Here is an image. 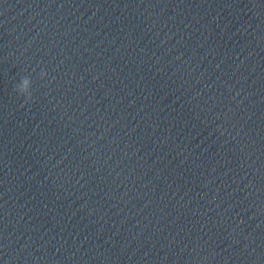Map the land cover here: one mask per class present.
Here are the masks:
<instances>
[{
	"label": "clouds",
	"instance_id": "1",
	"mask_svg": "<svg viewBox=\"0 0 264 264\" xmlns=\"http://www.w3.org/2000/svg\"><path fill=\"white\" fill-rule=\"evenodd\" d=\"M45 75L44 72L41 73V77ZM31 84L32 81L28 77L22 78L21 82L17 85L16 91L26 98V102L28 100L32 99V93H31Z\"/></svg>",
	"mask_w": 264,
	"mask_h": 264
}]
</instances>
